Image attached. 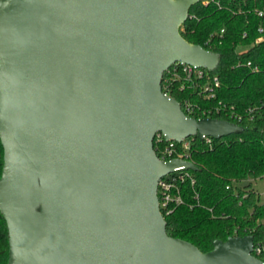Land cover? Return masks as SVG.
<instances>
[{"label": "water", "instance_id": "water-1", "mask_svg": "<svg viewBox=\"0 0 264 264\" xmlns=\"http://www.w3.org/2000/svg\"><path fill=\"white\" fill-rule=\"evenodd\" d=\"M199 0H0V211L7 264H264L252 236L200 251L173 237L157 180L190 160L158 159L166 139L241 126L195 118L163 93L175 61L218 54L180 33Z\"/></svg>", "mask_w": 264, "mask_h": 264}, {"label": "trees", "instance_id": "trees-1", "mask_svg": "<svg viewBox=\"0 0 264 264\" xmlns=\"http://www.w3.org/2000/svg\"><path fill=\"white\" fill-rule=\"evenodd\" d=\"M258 10H264V0H199L189 8L192 18L180 26L188 42L218 54L216 67L208 72L217 76L220 87L215 97L207 99L173 81L170 96L181 107L188 99L201 107L222 101L241 113L247 106L255 108L252 119L244 116L237 122L241 130L212 137L211 145L198 137L190 144L188 158L196 169L189 172L194 183L189 179L179 183L183 203L164 219L169 235L191 242L202 252L212 248L214 239L228 236L249 234L254 243L264 239V201L253 186L254 180L264 177V15L259 16ZM163 84L164 78L162 88ZM2 166L0 141V175ZM8 257V229L0 211V264H7Z\"/></svg>", "mask_w": 264, "mask_h": 264}, {"label": "built area", "instance_id": "built-area-1", "mask_svg": "<svg viewBox=\"0 0 264 264\" xmlns=\"http://www.w3.org/2000/svg\"><path fill=\"white\" fill-rule=\"evenodd\" d=\"M208 1L209 0H203L204 3ZM257 14L263 16L264 10H258ZM187 18H192V16L188 13ZM257 30L258 32H262L263 26H259ZM221 31H223V29H221ZM243 34L245 35V33ZM247 65H250L249 61ZM253 70H257V67H254ZM208 71L209 70L204 67L175 61L163 73L162 78H164V84L162 91L170 96V84L173 81H177L179 82L180 89L185 87L191 88L197 95H201L207 99L213 98L215 97L216 89L220 87V82L216 75L210 76ZM182 106L181 109L188 116H193L195 113L197 115L193 116L195 118H217L214 115H220L223 116L222 119L235 124L244 116H248L252 119L255 110L254 107L247 106L244 108L243 113H241L236 109L235 105L227 104L222 101H218L214 106L201 107L188 99L183 100ZM195 137L196 136H188L181 141H175L173 139H166L162 132L157 131L153 138V149L158 159L162 161H168L174 158L190 160L188 158V150ZM201 140L211 145L212 137L203 136ZM186 179H189L191 184L194 183L189 169L184 165H180L157 180L156 194L158 198V207L163 217L164 215H168L177 205L183 203L179 183ZM251 254L264 263V239H259L255 243L253 242Z\"/></svg>", "mask_w": 264, "mask_h": 264}, {"label": "rangeland", "instance_id": "rangeland-1", "mask_svg": "<svg viewBox=\"0 0 264 264\" xmlns=\"http://www.w3.org/2000/svg\"><path fill=\"white\" fill-rule=\"evenodd\" d=\"M253 186L259 191L261 201H264V177L254 180Z\"/></svg>", "mask_w": 264, "mask_h": 264}]
</instances>
